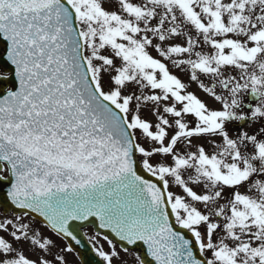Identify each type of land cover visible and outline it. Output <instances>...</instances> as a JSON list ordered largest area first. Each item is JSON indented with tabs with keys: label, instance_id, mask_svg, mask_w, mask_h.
<instances>
[{
	"label": "snow or ice",
	"instance_id": "obj_1",
	"mask_svg": "<svg viewBox=\"0 0 264 264\" xmlns=\"http://www.w3.org/2000/svg\"><path fill=\"white\" fill-rule=\"evenodd\" d=\"M0 264H264V0H0Z\"/></svg>",
	"mask_w": 264,
	"mask_h": 264
}]
</instances>
